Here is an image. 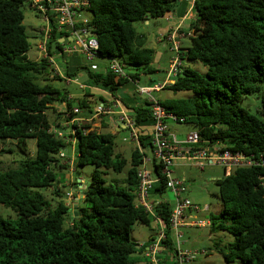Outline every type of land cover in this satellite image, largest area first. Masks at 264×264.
<instances>
[{
	"label": "trees",
	"instance_id": "16d2710c",
	"mask_svg": "<svg viewBox=\"0 0 264 264\" xmlns=\"http://www.w3.org/2000/svg\"><path fill=\"white\" fill-rule=\"evenodd\" d=\"M177 1L88 0L86 27L96 34L98 49L93 60L84 59L88 65L77 69L86 73L87 84L118 98V90L127 82L138 80L140 74H153L154 51L145 46L146 36L136 31L134 23L163 17L174 10ZM23 2L0 0V141L24 143L33 139L35 151L27 155L22 148L24 155L15 165L0 168V205L15 213V217L0 214V264H141L138 255L144 245L138 246L130 234L137 223L149 225L154 214L164 224L167 239L163 246L170 251L171 204L159 201L152 215L135 202L137 168L143 149L150 148L151 132L147 127L152 129V123L146 99L132 106L128 99L120 98L133 120L138 143L131 150L130 167L122 185L106 184L103 177L108 170L120 173L127 163L116 152V134L91 129L89 122H81L72 125L74 165L90 164L95 169L83 190L81 204L76 205V215L65 202L52 205L39 190L54 188L58 181L56 168L68 169L59 157L65 143L49 131L50 127L59 126L73 105L89 114L93 110L88 94L70 100L64 89L60 91L52 83L62 79L48 58L26 56L29 43L22 23ZM190 11L189 31H184L189 44L179 49L182 60L200 62L205 72L183 65L174 82L163 89L191 95L159 103L183 118L181 123L191 125L201 146L220 142L246 155L264 153V0H194ZM63 35L52 22L48 57L61 49L63 43L58 39ZM96 59L107 61L104 73L90 68L91 64L97 65ZM110 59L124 64L125 77L109 69ZM75 75L67 73L68 77ZM247 94L260 98L256 114L241 104ZM56 102L64 103L65 108L58 111L52 125L47 110ZM101 102L105 101L101 98ZM107 126L109 121L102 120L101 127ZM66 149L69 158L71 153ZM152 166L160 177L159 166L154 161ZM263 174L259 166L239 167L215 180L220 210L208 217L209 227L213 233L233 236L232 242L221 247L217 242L214 246L226 263L238 260L241 264H264V188L259 182ZM164 192L165 182L160 178L150 194L161 197ZM54 193L57 196L56 190Z\"/></svg>",
	"mask_w": 264,
	"mask_h": 264
},
{
	"label": "built area",
	"instance_id": "2783aa9c",
	"mask_svg": "<svg viewBox=\"0 0 264 264\" xmlns=\"http://www.w3.org/2000/svg\"><path fill=\"white\" fill-rule=\"evenodd\" d=\"M192 6L194 0H183ZM30 6L42 14L46 26L43 31L38 32L37 49L40 52V58H48L49 62L57 71L55 56L62 58L63 56L81 54L86 61H91L96 57L98 43L91 32L87 29L88 16L82 15L88 7V0H29ZM52 22L56 24V30L64 32L58 41L63 43L61 49L56 52V55L48 57L47 42L50 38L52 30ZM169 37H172L171 35ZM66 39V40H65ZM170 50L173 56L169 61L166 77L162 81L153 82L150 85L137 87V92L140 95H145L149 102L151 115L152 129L150 133V148L152 152V160L142 157V162L137 168L138 186L136 191V205L143 208L145 212L154 214V205L158 204L148 199L149 190L152 185L160 178L165 182L166 191L171 196V212L168 219L169 231L174 235V241L171 242V253L174 264H190L196 255H207L206 250L192 251L182 247L181 228L184 227H209V218L199 220L194 213L204 212L208 210V205L198 207L184 196L185 180L182 177L174 176V160L183 158L193 165L202 168L205 164H217L224 170V175H229L233 169L239 167L259 166L264 171V153L257 156L253 154L246 155L241 151H232L225 147L222 143L217 142L208 146L200 145V137L195 130L188 132L183 140H177L174 134L169 133L168 120L179 124L184 121L183 118H178L176 115L168 112L152 95V92L160 91L164 87L172 84L181 71L183 66L182 53L179 49V44L173 42ZM109 69L119 77L126 76V69L122 62L116 59L108 60ZM90 68L96 70L98 66L91 64ZM120 106L118 113L119 120L122 121L125 128L130 129V137L137 142L136 132L134 131V123ZM80 109L77 106L71 107L65 115V120L59 126L50 127L49 131L54 133L58 138H61L66 150H70V157L67 158L62 149L59 152V157L63 159V163L67 164L69 172L74 171V150L75 138L72 136L74 128L72 125H78L80 119L78 114ZM112 112V108L103 102L97 103L93 107L92 115L99 117L100 115ZM70 128L69 132H65V128ZM155 162L159 166L160 177L154 173V168L147 167L148 162ZM260 186L264 188V174L259 177ZM78 185H81L79 180ZM76 190H69L65 193L67 199H72ZM154 220L161 222V229L156 233L154 239L148 244L144 256L147 258V264H165V261L160 257L166 250L163 242L167 239L165 227L162 220L154 214Z\"/></svg>",
	"mask_w": 264,
	"mask_h": 264
},
{
	"label": "rangeland",
	"instance_id": "374dc122",
	"mask_svg": "<svg viewBox=\"0 0 264 264\" xmlns=\"http://www.w3.org/2000/svg\"><path fill=\"white\" fill-rule=\"evenodd\" d=\"M21 11L23 13V25L26 30L27 39L29 43V50L26 53V56L30 59H33L36 56H40V52L37 49V36L36 34L46 26L45 20H43L42 14H40L36 9H33L30 6L29 0H24ZM82 15L89 16V13H83ZM190 19H188V27L190 24ZM166 23V22H165ZM164 25V21L159 19H150V23L146 24L143 21L135 22L134 27L138 33L144 34L146 36L145 46L151 48L159 57L153 59L151 63L152 67L156 68V74L159 78V81H162L164 78V69L166 67V62L169 56L171 55L170 47L164 42L158 43L156 42V36L158 35V27ZM159 37V36H158ZM181 47L185 48L189 44V38H181ZM163 46V47H162ZM161 48V51H160ZM169 48V49H168ZM158 51V52H157ZM54 56L56 54H53ZM78 58V63L81 65L89 64L87 63L81 55H76ZM55 63L57 68H60L62 71L65 69L64 67L66 64L62 59L58 56H55ZM100 59H96L98 63ZM65 62H67L65 60ZM69 63V62H68ZM99 64V63H98ZM68 65V64H67ZM184 66H190L194 68L199 73L203 74L205 72V67L198 61L187 62L183 60ZM79 66V67H80ZM77 77L78 81H84V73H82ZM140 84H143L145 81V75L140 74L138 79ZM52 83L63 91L64 88L71 89L73 85H66L62 80H53ZM121 88V87H120ZM121 90V89H119ZM154 95L157 98L164 99L167 95L171 97H186L191 95L190 92L187 91H180V92H173L168 89H163L159 92H154ZM175 95V96H174ZM98 103V102H96ZM242 106L248 109L250 113L256 114V111L260 107V98L257 94H247L242 99ZM65 106L59 104L58 102L54 103L52 109L47 110V116L50 122L55 124L56 122V115L59 116L58 111L63 110ZM63 117L62 115H60ZM102 115H100L97 119H100ZM79 117V116H78ZM57 118V117H56ZM62 119V118H61ZM61 119H58L61 121ZM93 123L91 121V127L102 130V131H109L111 132V126H107L105 129L100 125H97L98 121ZM63 122V119H62ZM80 124V123H79ZM168 125L173 132L176 134L179 140L185 138V135L188 131L193 130L191 125L186 123H179L176 124L172 120H168ZM56 126V125H54ZM97 130V131H98ZM65 132H69L70 128H65ZM134 140L130 137V129H122V131L115 136L114 143L116 152H120L122 156L127 160V163L123 170L120 173H116L112 170H108L104 175L105 183H113V184H121V180L126 176V173L130 167L129 159L131 155V150L135 147ZM24 149V153L26 152L27 155H33L35 151V141L33 139H27L24 143H20L17 141L6 140L0 141V168H7L10 166L15 165L16 160L23 156L24 153L21 152V149ZM7 150H10L7 152ZM144 154L148 157L149 160H152V152L149 146L143 149ZM174 176L176 177H183L185 180V192L184 196L187 197L191 202H193L198 207H203L208 205V210L204 212L194 213L196 214L199 220L207 219L210 214H217L220 210V202L218 198V187L215 183V180L218 178L223 177L224 171L220 165L217 164H205L202 168H199L188 161H175L174 162ZM147 167L152 169V162L147 163ZM95 169L93 165L87 164L83 166H76L74 165V171L69 172L66 168H56L55 172L57 174V179L54 183V188H41L39 189L49 200V202L54 205L55 202H66L68 199L65 196V193L69 190L78 189L77 181L79 180L81 187L86 189L90 182V177L92 171ZM56 190L57 196L55 195L54 191ZM159 198L158 195L155 194H148V199L153 200L152 198ZM163 198L168 200L171 203L172 196L168 192L163 193ZM70 200V199H69ZM0 214L10 215L11 217H15V213L11 211L10 208L4 207L0 205ZM161 227L157 224V222L153 219L149 225L137 223L132 227V231L130 237L132 241L141 245L149 239L152 235L156 234ZM180 231L182 232L181 243L182 247L186 249H190L192 251H201L206 250L207 255H196L195 259L190 264H241L238 260H234L231 263H226L223 257L216 251L215 243L219 242V247L233 241V236L224 232H211L210 227H184L181 228ZM169 238L171 242L174 241V235L169 231ZM218 246V245H217ZM142 253V252H141ZM141 264H147V258L138 257Z\"/></svg>",
	"mask_w": 264,
	"mask_h": 264
},
{
	"label": "crops",
	"instance_id": "0c3cea01",
	"mask_svg": "<svg viewBox=\"0 0 264 264\" xmlns=\"http://www.w3.org/2000/svg\"><path fill=\"white\" fill-rule=\"evenodd\" d=\"M190 9H191V7H190L189 3H187V2H185L183 0H178L175 3L173 11L166 13L163 17L157 18V19H159L161 21H164V25L157 28L158 29V33H157L158 35L155 38L156 42H158V43L164 42L167 45V47H170L173 42H177L179 44V47L181 48L180 39L187 37V34H185L184 31H187V32L189 31L188 19L191 20V17H192V11H190ZM143 22L148 24V23H150V19H146ZM180 30H182V32L178 34V31H180ZM170 35L172 37H169ZM160 51H161V48H160ZM76 55H81V54L68 55L65 58V60L67 62L64 61L65 64H66V66L64 67L65 69L62 71L60 68H58L56 73H55L56 75L60 76V78L62 79V81L66 85H69V86L73 85V87H71V89L64 88V91L67 93V95H66L67 98L70 99V100L76 101V100H78L80 98H83L84 95L88 94L89 97L87 96L86 98H87L88 103L91 106L92 110H93V107L97 104L96 102L100 103L101 102V98H102L105 101L103 103L108 104L112 108V112L102 115L100 117V119H101V121L102 120H108L109 124L111 126L110 127L111 128V132L116 134V135H118L122 131V129H126L123 126V124L120 123L121 122L119 120L120 115H119V113L117 111L118 107L120 106L121 108H119V110L122 109L125 113H127L126 109L122 105V102L120 101V98L128 99V101L132 104V106L133 105H137L140 102H142L143 100H145L146 96L138 94L137 87H139V86L140 87L147 86V85L152 84L153 82L159 81V78H158V76L156 74V72H157L156 68H155V72L153 74L145 75V81L143 82V84H140L138 82L139 80L127 82L125 85H123L120 88L121 90H118V93H117L118 98H116V97L112 96L108 91H106V90H104V89H102L100 87L89 86L87 84V76H86V73L84 71H83V73H84V81L83 82L82 81L81 82L78 81L77 77H75V76L80 75L82 73V71H78L77 70L79 68V66H80V63H78V58L76 57ZM158 55L159 54H157L154 51L153 59L156 58V57H159ZM172 56H173V52L171 53V55L167 59L166 67L164 69V72L167 70V67L169 65V61L172 58ZM38 58H40V56H36L33 59H38ZM98 63H97L98 68H99L98 72L99 73H104L105 72V67L107 66V61L101 59ZM67 73H69V74L76 73V75L72 76V77H68ZM164 74L165 75H164V78L162 80H164L165 77H166V73H164ZM156 92H159V91H156ZM153 93L154 92H152V94ZM170 98H173V97L167 95L164 99H160V98H157V99L158 100H165V99H170ZM61 105L63 106L64 103H61ZM73 106H75V105H73ZM78 116H79V119H80V123L81 122L82 123H84V122L87 123V122H91V121H94L93 123H95V122H97V120H99V119H97L98 117H94L92 114H89L86 111L85 112L80 111ZM101 121L99 120L97 125H100ZM147 128L151 132V126H148ZM91 129H95V128L91 127ZM95 130H98V129H95ZM134 131H135V129H134ZM149 131H148V133H149ZM188 132H190V131H188ZM169 133L174 134L176 136V134L173 132V130L171 131L170 127H169ZM176 138H177V136H176ZM177 140H179V139L177 138ZM133 142L135 143V146L138 145V143L136 141H133ZM143 157L148 159V157L145 154L143 155ZM183 160H185V159L177 158V159L174 160V162L175 161H183ZM185 161H187V160H185ZM208 165H209V163H208ZM80 187H81V185L78 186V189H73V190H76L74 197L72 199H70V200L68 199V201L65 202L67 205L71 206L72 215L75 214L76 205H80L81 202H82L81 200H82L83 190L84 189L80 188ZM166 192H168V191H166ZM162 196L159 197V198H157V197L156 198H152L153 200H150V201L154 202V204H155V203H159V201H161V200H166ZM155 221L161 227V222H159L157 220H155ZM155 235L156 234H154V236L152 235L151 237H149L147 242L141 244V245H144V249H143L142 253L138 255V257H144V252L146 251V249L148 247V244L151 241V239H154ZM138 246H140V245H138ZM160 257L165 261V264H171L172 263V257H171V253L169 251H164L161 254Z\"/></svg>",
	"mask_w": 264,
	"mask_h": 264
},
{
	"label": "water",
	"instance_id": "95a60500",
	"mask_svg": "<svg viewBox=\"0 0 264 264\" xmlns=\"http://www.w3.org/2000/svg\"><path fill=\"white\" fill-rule=\"evenodd\" d=\"M90 35H92V36H96V34L95 33H91ZM120 122V121H119ZM120 123H123L122 121L120 122ZM76 208V207H75ZM74 215H76V213L74 214Z\"/></svg>",
	"mask_w": 264,
	"mask_h": 264
}]
</instances>
